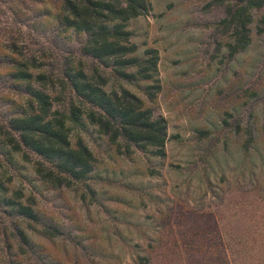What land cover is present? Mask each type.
<instances>
[{"label": "rangeland", "instance_id": "obj_1", "mask_svg": "<svg viewBox=\"0 0 264 264\" xmlns=\"http://www.w3.org/2000/svg\"><path fill=\"white\" fill-rule=\"evenodd\" d=\"M209 1L148 0L149 12L128 22L139 54L158 51L161 90L150 105L167 121L164 157L117 154L95 127H73L72 139L82 138L93 152L94 169L88 186L56 189L32 162L0 151L9 189L20 190L44 222L63 229L61 238L25 229L36 248L18 254L11 220L0 215V264H133L131 256L145 248L151 264H179L146 247L144 237L157 238L162 224L166 243L204 247L206 264H264V37L253 26L251 43L228 58L230 38L216 29L224 11ZM69 38L63 36L65 45L74 42ZM122 85L145 99L136 86ZM224 119H242L238 133ZM248 119L255 144L244 157ZM225 233L236 239L232 260L221 252Z\"/></svg>", "mask_w": 264, "mask_h": 264}, {"label": "trees", "instance_id": "obj_2", "mask_svg": "<svg viewBox=\"0 0 264 264\" xmlns=\"http://www.w3.org/2000/svg\"><path fill=\"white\" fill-rule=\"evenodd\" d=\"M208 4L224 11L216 29L230 38L225 43L228 58L251 43L253 26L264 37V0ZM149 10L148 0H0L1 153L32 162L37 176L56 189L88 186L94 169L93 152L82 138L72 139L73 127H95L117 154L138 150L164 157L167 121L150 105L161 90L158 51L150 47L139 54L127 27ZM63 36L74 42L65 45ZM110 82L119 85L111 88ZM122 84L136 86L145 99ZM241 120L223 123L238 133ZM245 123L241 148L247 157L255 135L249 119ZM198 133L209 135L206 130ZM23 198L0 174V215L11 220L18 254L36 248L25 229L49 238L63 236L62 228L42 220L32 199ZM161 227L164 232V225H158L157 238L144 237L149 251L158 248L165 260L173 257L179 264H206L200 260L204 247L191 250L176 241L166 243ZM203 235L196 233L193 239ZM230 235L223 234L220 244L222 254L232 260L237 249ZM146 249L131 256L133 264L152 263Z\"/></svg>", "mask_w": 264, "mask_h": 264}]
</instances>
